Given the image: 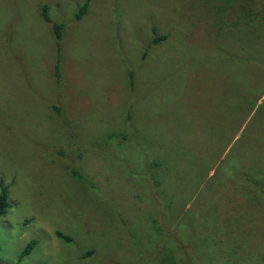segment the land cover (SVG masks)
Instances as JSON below:
<instances>
[{"label": "rangeland", "instance_id": "1", "mask_svg": "<svg viewBox=\"0 0 264 264\" xmlns=\"http://www.w3.org/2000/svg\"><path fill=\"white\" fill-rule=\"evenodd\" d=\"M241 1L90 0L77 20L84 0H0V261L207 264L223 222L205 195L229 188L264 211L261 170L239 156L249 132V151H264V26H239ZM44 4L64 23L60 53ZM153 27L166 39L151 44ZM224 73L249 97L229 116ZM205 104L222 126L214 141L191 124ZM222 251L218 264H264Z\"/></svg>", "mask_w": 264, "mask_h": 264}, {"label": "trees", "instance_id": "2", "mask_svg": "<svg viewBox=\"0 0 264 264\" xmlns=\"http://www.w3.org/2000/svg\"><path fill=\"white\" fill-rule=\"evenodd\" d=\"M245 2L246 0H243L239 4L240 5L239 20L243 21V23H239V26L242 29L250 30L252 28H255V30H259L260 27L264 26V23L260 24L258 22H253L250 28L248 27L244 28V26L247 24L248 21H254L259 16V13L263 11L262 9L264 8V0H256V1L251 0L250 2L252 3L250 5L249 2L247 4H245ZM89 5H90V0H84V2H82V4L78 7L77 11L75 12V19L77 20L81 19L87 13L89 9ZM41 16L46 22L51 24V29L54 35L57 51L58 53H60V47L63 38L64 23H58L52 21L48 13L47 4H44L42 6ZM152 33L155 34V36L153 37L151 44L159 43L160 41L165 40L167 37L166 35H156V29L154 27L152 28ZM55 73H56V78L58 79L60 77L58 64L55 65ZM223 76H224L223 82L218 90V96H219L218 100L223 101L224 110L226 109L227 116H229L228 112H232V113L235 112L239 108V104H241L242 106L243 104H247V100L249 99V97L246 96V92H244V89L246 88L245 86L243 85L241 86L240 85L241 83L232 80L225 73ZM129 80H130V84L132 85L133 83L132 73H130ZM206 108L209 111V113L212 112L214 113V110L217 109V108H213L212 104H210L209 106L205 104L201 114H196V113L193 114V120L191 124H194V126L197 127L198 129L197 132L200 133V130L202 131L205 139L207 138L209 141L210 140L214 141L215 139H213V136L216 134V132H219L221 130L222 126L218 124L219 121L215 119V117L205 116L203 112L206 110ZM229 124L230 122L226 124V128H228ZM209 132L211 133V135L209 134ZM226 135L227 134H225V136ZM252 138L253 136L251 132H249L247 137L245 136L243 137L242 142L240 144L241 146L239 147L241 150L239 156L243 158V161L247 160L249 162V166L247 167L245 166L246 168H242V169L249 171L250 168H252L251 166L257 165L258 168H260L261 170L260 176L264 178L263 177L264 151L260 152L259 155L262 156V159H260L256 154H252L249 151V149L252 147V146L250 147V142ZM219 141L220 138L218 139V142ZM201 152H203L202 149L201 150H197V148L192 149L193 154L198 155ZM176 158L179 162L185 160L183 156L179 154L176 156ZM181 174L182 175H180V178L187 179V177L190 175L192 176L194 172L192 171V168H189V169H183L181 171ZM246 178H247L248 190L249 192H253L249 187V185H251L252 183L251 180L252 178H249L248 176ZM154 186H159V184H156ZM219 188L220 189L216 190L214 193H211L210 195L209 194L205 195L209 199L212 196L216 197V205H217L216 210H218L217 211L218 219L223 222L222 229L215 231V233L211 236L210 255H215V256H213V258H210V262L207 264H218V260H217L218 255L216 253V250L219 248V246L222 247L223 254L232 256L231 259L236 257L240 252L249 253L253 251H258L259 253L258 258L264 259V233H259V227H262V229L264 230V219H263L264 211L262 210L260 211L259 207L255 204V202L251 201V199L249 200L246 197L242 198L240 197L241 195H239L238 197L234 196V191L232 189H230L231 191L230 192L229 188H222V187ZM221 190L224 194H222V197H219ZM262 191L264 193V190ZM204 194H207V191ZM248 197L251 198L254 196L250 194ZM254 198L255 201L259 200L257 196H255ZM9 207L10 204L8 201V186L4 184V182L1 180L0 181V217L5 214V212ZM56 234L58 237L62 239L70 240L68 236L62 234L61 232H56ZM188 240L189 238L186 236L185 241L186 244L189 245L190 242ZM34 243L35 241L30 240L22 250L21 256H23L26 253H29ZM190 245L192 246L191 243ZM86 255H88V253ZM0 264H19V263H5L0 261ZM166 264H182V263L175 260L173 261V259L170 258V261L166 262ZM183 264H186V262H184Z\"/></svg>", "mask_w": 264, "mask_h": 264}]
</instances>
